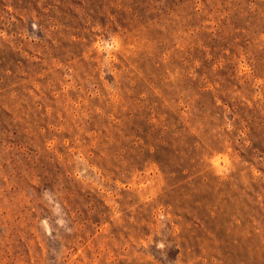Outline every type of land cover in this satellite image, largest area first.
Instances as JSON below:
<instances>
[{
	"label": "rangeland",
	"instance_id": "rangeland-1",
	"mask_svg": "<svg viewBox=\"0 0 264 264\" xmlns=\"http://www.w3.org/2000/svg\"><path fill=\"white\" fill-rule=\"evenodd\" d=\"M0 264H264V0H0Z\"/></svg>",
	"mask_w": 264,
	"mask_h": 264
}]
</instances>
